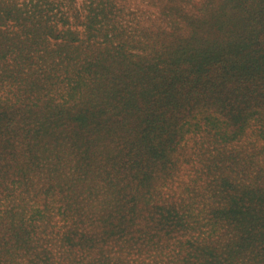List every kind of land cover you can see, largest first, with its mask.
Listing matches in <instances>:
<instances>
[{
    "label": "rangeland",
    "instance_id": "374dc122",
    "mask_svg": "<svg viewBox=\"0 0 264 264\" xmlns=\"http://www.w3.org/2000/svg\"><path fill=\"white\" fill-rule=\"evenodd\" d=\"M100 1L108 4L104 23L100 22L104 20L102 16L92 18L93 13L98 11ZM206 2L71 0L70 3L63 4L65 6H59L53 2L52 4L51 0H0V38H3V42L4 39H19L23 46L29 38L46 36L48 31L39 25L45 21L59 20L63 14L69 21L64 26H56L50 22V25L56 27L54 33L57 35L62 30L61 33L66 30L74 33V44L69 49L70 59L63 64L58 63V58L61 54L65 57L64 45L60 46L54 40H44L33 46L35 40H30L28 55L18 65L23 78L35 81L34 91L26 93L22 84L18 86L10 81L0 82V101L3 98H11L12 101L16 97L24 99L20 111L25 119L30 117L28 115L31 113L27 112L30 104H37L40 112L48 113V108L64 102L67 105H64L63 112L68 115L83 113V105L78 104L73 108L71 104L88 94L95 95L88 99L104 104L122 98L126 85L129 84L132 88L138 84V80L147 85L149 79L147 72L141 74L135 69L132 71L126 68V63L117 62L116 49H123L122 59L130 58L146 63L157 59L162 64L166 57L155 51L163 50L169 45L173 50L186 48L187 41L196 39L191 35L194 28L191 23L194 21L190 20L199 16V11ZM9 9L11 13H8ZM91 22L94 23L92 35H100L99 27L105 24L114 43L125 46L103 44V38L99 36L94 44L83 38V29L89 28ZM211 36L213 39L221 34ZM81 38L85 42L83 46L80 45ZM1 45L0 50L11 49V46ZM191 45L197 46L198 43ZM57 48L60 51L52 53ZM106 49H110V52L104 53ZM98 51L103 54L100 58L105 75L99 73L102 76L99 82L88 78L87 93L83 88L79 96L69 97L70 86L63 73L67 68L65 64L69 62L68 78L76 72H82L84 60ZM49 55L56 59L57 64ZM9 64H14L13 60ZM0 67L3 70L5 65L1 64ZM49 71L52 76L47 78ZM91 88L95 90L91 91ZM207 95H211V90ZM164 97L167 98V95ZM201 103L202 100L197 101V107ZM193 115L179 122L176 134L169 141L170 148L167 146L166 153L173 160L172 163L153 161L144 156L132 170L129 165L119 166L120 160L117 164L116 160H107L105 157L100 161L104 165V175L94 173L95 177H90L87 182L79 177V173L71 170V166L78 160L77 153L83 149L80 144L85 140L80 139L77 133L84 132L83 135H86L84 127L77 128L76 124L63 127L58 125L50 130L52 133L41 139H21L15 151L17 155L27 153L29 157L25 159L19 156L13 162L29 166L24 178L11 176L19 181L15 186L4 188L0 185V215H5L2 210L11 209L13 213L27 215L29 221L33 218V224H25L30 226L26 227L29 231L27 247L13 251L9 264H36L33 258L35 253L46 258L48 264H87L92 257H100L101 264H261V257L264 255V237L258 235L264 232V226L259 225V221H264V140L260 136L261 115L257 116V121H254L256 116H252L241 131L236 130L238 135L235 140L220 145L212 139L211 134L200 130L201 121ZM26 123H30V120L27 119ZM108 128L110 127L92 132L90 138H103L110 145L118 143L121 133ZM114 132L120 136H115ZM129 139L134 140V136L129 135ZM132 173L149 174L144 188L139 187L137 190L134 184H128ZM224 177L236 186L235 190H226L222 184ZM70 184L74 187L65 190ZM229 193L240 195L238 203L245 204L242 211L256 212V221L243 219L233 222L227 218L214 217L233 203L228 197ZM241 197L245 198L244 202ZM68 199L75 201V205H83L92 211L101 209L106 214L117 213L116 210L121 211L123 208L132 210L137 218L132 231H126L127 235L112 233L102 238L101 232L105 230L97 228L98 234H95L96 228L92 224L95 219H87V225L77 229H84L86 232L93 229L92 233L97 241L90 242L95 246L92 249L82 248L66 239L67 228L53 209L54 204L50 205L53 200L64 205ZM168 209L176 211L179 217L182 215L191 225H195L194 218L199 224L184 226L187 230L185 235L168 242L165 233L172 225L169 227L162 216ZM245 228H251L253 232L243 234L242 230Z\"/></svg>",
    "mask_w": 264,
    "mask_h": 264
},
{
    "label": "trees",
    "instance_id": "16d2710c",
    "mask_svg": "<svg viewBox=\"0 0 264 264\" xmlns=\"http://www.w3.org/2000/svg\"><path fill=\"white\" fill-rule=\"evenodd\" d=\"M206 1L199 11V16L190 20L194 21L191 23L194 27L191 35L196 39L187 41L188 47L186 48L173 50L174 48L169 45L163 50L155 51V53L159 55L162 53L161 56L166 57L162 64L156 61L157 59L152 63L136 62L130 58L122 59L123 49L115 48V53L118 55L117 62L126 63L125 67L129 70L135 69L141 74L147 72L149 79L147 85L142 80H138V84L132 88L129 84L126 85L122 91V98L119 97L104 104L88 99L95 97L93 94H88L71 104L73 108H76L78 104L83 105V113H69L68 115L63 112L64 105H67L64 102H59L48 108V110L50 109L48 113L40 112L37 104H30L27 112L31 114L25 119L20 111L24 105V99L21 97H16L14 101L11 98L1 99L4 102L0 101V185L4 188H8L10 185L15 186L19 181L11 176L22 179L27 173L25 170L29 164L13 162L22 156L25 159L29 157L27 153L17 155V151H15L16 145L21 139L24 137L31 141L41 139L52 133L50 130L58 125L63 127L68 124H76L75 127L80 129L84 127L87 131L86 135H83L84 132L77 133L80 139L85 142L80 144V148L83 149L77 153L78 160L71 166L72 172L79 173V177L85 182L90 177H95V174L104 175V165L100 161L105 157L107 160H116L117 164L120 160L119 166L129 165L132 170L144 156H148L153 161L161 160L164 163H172L173 160L166 153L167 146L170 148L169 141L172 135L176 134V129L180 126L179 122H183L187 116L190 117L193 114H195L193 116L199 117L198 121H201L200 130L211 134L212 139L218 145L235 140L238 135L237 131H241L240 129L252 116H256L254 121H257V116L261 115L259 119L261 121L260 136L264 140V108H262V105L264 107V0ZM52 2L59 6H65L63 4L70 3L71 0H51ZM106 7H108L107 2L100 1L97 7L98 11L93 13L92 18L97 19L98 16H102L104 20L100 22L104 23L108 14L105 11ZM8 13H11V9ZM68 21L63 14L59 20L42 22L39 26L48 31V36L29 38L23 46L19 39H4L3 42V38H0L1 46H11V49L2 48L0 50V66L1 64L5 65L3 70L0 67V82L10 81L18 86L22 84L27 90L26 93H33L35 81L27 80L20 75L18 62L28 55L27 49H29L30 40H35L32 43L33 46L44 40L59 42L60 46L66 47L64 49L66 51L65 57L60 55L61 59L58 58V63L63 64L68 61L70 59L69 49L74 44L72 42L74 33L69 30L61 33L62 30L57 35L54 33L55 25L64 26ZM50 22L55 25H50ZM90 24L92 27L83 29V38H87L94 44L99 36V38H103V44L125 46V44L118 43L116 45L114 43V38L108 35L109 31L105 24L99 27L100 35H92L94 23ZM219 34H221L220 37L211 39V35ZM201 35L202 37H200ZM83 38L80 39L81 41L79 40L82 46L85 43ZM194 43H198V45H191ZM59 51L57 48L52 53ZM105 52H110V49H106ZM100 55L103 54L98 51L87 57V60H84L83 71L76 72L68 78L67 76L70 74L69 62L65 64L67 68L63 73L66 83L70 86L69 97L79 96V92L83 88L87 93L88 78H94L96 82H99L102 78L99 73L105 75L106 71L102 66ZM49 57L55 63L56 59L51 55ZM12 60L14 64L10 66L9 63ZM51 76V71H49L47 78ZM93 90L95 89L91 88V91ZM209 90H211L210 96L207 95ZM165 94L167 98L164 97ZM100 99L99 97L98 100ZM200 100L203 103L197 107V101L200 102ZM216 102L218 104H215ZM35 108L36 111H34ZM183 116L186 117L183 118ZM27 119L30 120L28 124L26 123ZM92 125L94 128H91ZM106 127L121 133L120 136L119 133L114 132L115 136L121 137L118 143L110 145L106 144L103 138H90L92 132L100 131ZM129 135L134 136V140L131 141ZM126 137L128 138L125 139ZM136 140L140 143H137ZM107 174L109 175V173ZM148 177L149 174L132 173L128 184H134L137 190L139 187L144 188L145 183L149 180ZM105 180L111 182L109 179ZM222 184L227 191H233L236 188L225 177L222 179ZM70 187L74 186L70 184L65 190ZM228 197L233 203L224 208L225 211H219L221 216L217 214V217L214 216L216 219L227 218L233 222L243 219L256 221V216H258L256 212L242 211L245 204L238 203L240 195L229 193ZM69 199L64 205L59 204L57 200H53V203L50 202V205L54 204L53 209L56 210L57 215L60 216L67 228L66 239L74 245L89 249L95 247L90 244V242L97 241L92 233L94 230L86 232L84 229H77V227L86 226L87 219L91 218L95 219V222L92 223L96 228L95 234H98L97 228L105 230L101 232L100 238L112 233L127 235L126 231H132L133 223L137 218L132 210L123 208L121 211L116 210L117 213L108 212L106 214L101 209L92 211L83 205H75V201ZM241 200L244 202L245 198L241 197ZM111 210L107 211L112 212ZM3 211H5V215H0V264H9L13 251L27 247L28 228L33 224V218L29 221L27 215L13 213L11 209ZM44 216L49 218L47 215ZM162 216L169 227L172 225V228L166 229L165 233L168 242L172 238L183 237L187 231L184 226L192 224L183 219L182 215L179 217L173 209H168ZM28 222L30 226L25 225ZM259 222H261L259 225L264 226V221ZM193 224L198 225L199 221L194 218ZM242 231L243 234L253 232L251 228H245ZM258 235L262 238L264 232ZM180 250L182 251V248ZM33 258L36 264H48L47 259L38 253H35ZM98 261L101 264L100 257L99 259L92 257L87 264H98ZM208 262L213 263L212 260ZM260 262L264 264V255Z\"/></svg>",
    "mask_w": 264,
    "mask_h": 264
}]
</instances>
